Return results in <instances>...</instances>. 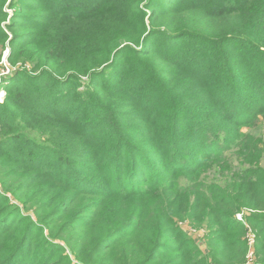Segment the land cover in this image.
Segmentation results:
<instances>
[{
	"label": "trees",
	"instance_id": "obj_1",
	"mask_svg": "<svg viewBox=\"0 0 264 264\" xmlns=\"http://www.w3.org/2000/svg\"><path fill=\"white\" fill-rule=\"evenodd\" d=\"M0 46V264H247L248 228L264 264V104L230 102L264 0H0Z\"/></svg>",
	"mask_w": 264,
	"mask_h": 264
},
{
	"label": "rangeland",
	"instance_id": "obj_2",
	"mask_svg": "<svg viewBox=\"0 0 264 264\" xmlns=\"http://www.w3.org/2000/svg\"><path fill=\"white\" fill-rule=\"evenodd\" d=\"M8 50L9 48L3 49L0 46V57H1L0 58V83L3 77L10 75L12 72L11 67H10V70L8 69L9 67ZM244 79L246 80L247 77L244 76ZM85 81H86V78H85ZM255 88H259V87L255 86ZM253 89H254L253 86L249 85L239 91H234V94H235L234 97L236 100H234L233 98L230 101L231 104H237L242 107V109L244 110L242 118H247L248 116L254 113H257L258 110L256 109V105L259 103L264 104V99H262V96H260L261 95L260 93H254L253 96L250 97V98L256 97L255 104L247 100L246 98L247 92L253 91ZM4 97H5V91L4 89H1L0 90V101H3ZM243 130L246 133H250L251 135H254V136L264 134V115L259 114L256 120L254 121L253 125H250L249 127H244ZM242 215H243L242 213H238L237 217L240 220H243ZM178 225L194 239L195 246L198 252L197 255L198 256L206 255L207 250H208V245H206V243L204 242L203 237L206 235L207 228L206 227H200V228L194 227L189 223L188 220H180L178 222ZM245 238H248V244H249L247 264H254L253 260H254V250H255L256 240H255V235L253 234L250 228L247 229Z\"/></svg>",
	"mask_w": 264,
	"mask_h": 264
},
{
	"label": "built area",
	"instance_id": "obj_3",
	"mask_svg": "<svg viewBox=\"0 0 264 264\" xmlns=\"http://www.w3.org/2000/svg\"><path fill=\"white\" fill-rule=\"evenodd\" d=\"M9 52V51H8ZM9 64V63H8ZM8 69L10 70V66L8 67Z\"/></svg>",
	"mask_w": 264,
	"mask_h": 264
}]
</instances>
